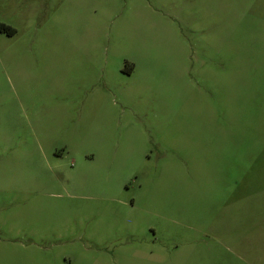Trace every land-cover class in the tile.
I'll return each instance as SVG.
<instances>
[{"label":"rangeland","instance_id":"obj_1","mask_svg":"<svg viewBox=\"0 0 264 264\" xmlns=\"http://www.w3.org/2000/svg\"><path fill=\"white\" fill-rule=\"evenodd\" d=\"M0 264H264V0H0Z\"/></svg>","mask_w":264,"mask_h":264}]
</instances>
